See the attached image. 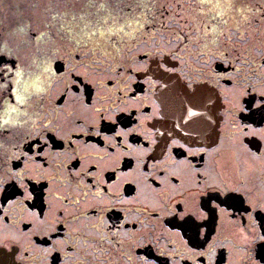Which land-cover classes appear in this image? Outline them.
Returning a JSON list of instances; mask_svg holds the SVG:
<instances>
[{"label": "flooded vegetation", "instance_id": "af4514ba", "mask_svg": "<svg viewBox=\"0 0 264 264\" xmlns=\"http://www.w3.org/2000/svg\"><path fill=\"white\" fill-rule=\"evenodd\" d=\"M242 2L252 9L247 15L253 22L235 29L230 14L229 46L241 52L251 45L264 48V0ZM167 3L157 0V6ZM0 16V64L17 57V63H39L52 56L51 67L61 75L71 67L70 58L83 64L79 75L49 86L43 108L37 109L33 98V107L20 105L6 117L27 124L0 133V249L17 264H264L259 239L264 236V159L259 158L264 157V112L251 115L264 89L247 75H258L259 56L257 65L240 72L251 87L236 105L235 61L225 60L219 55L223 49L202 37L194 45H172L182 60L168 55L166 63L160 49L143 45L129 46L123 54L127 62L119 53L103 55L93 43L82 42L77 51L57 43L60 50L53 51L47 35L23 54L21 27L10 29L14 37L5 44L14 17L7 8H0ZM215 27L211 21L200 24L201 32ZM242 32L249 43H234ZM172 67L178 70L165 71ZM0 84L10 85L0 89L4 117L5 101L16 105L11 88L17 85L5 77ZM195 89L202 97L193 107L186 93ZM170 98L178 115L167 111ZM238 106L248 110L237 111ZM101 107L108 111L98 114ZM77 173L78 189L69 183ZM55 187L72 191L71 200L77 201L54 202L63 215L50 212L49 189ZM94 226L109 243L88 248H95L92 257L69 252L86 248L85 236L89 242L98 239ZM116 242L120 247H112Z\"/></svg>", "mask_w": 264, "mask_h": 264}, {"label": "snow or ice", "instance_id": "6c2138e0", "mask_svg": "<svg viewBox=\"0 0 264 264\" xmlns=\"http://www.w3.org/2000/svg\"><path fill=\"white\" fill-rule=\"evenodd\" d=\"M53 2L56 5H62L65 10L60 12L56 8L54 9L55 14H50V8L45 7L42 10L43 15L37 14L35 27L30 30L31 34L28 35V44H31L33 40L41 42L46 35L48 42L53 45V51L60 50L54 47L57 43L61 45V48L65 45L71 46L73 51H77L82 42L85 45L93 43L96 50L103 55L110 52L122 54L121 58L125 62H127V57L123 54H126L130 45L152 46L160 49V54L165 57L164 62L166 63L168 55H171L174 60H182L181 57L174 54L172 45L182 43L194 45L195 40L202 37L207 44L214 45L217 50L223 49V51H219V55L224 56L225 60L230 58L235 61L233 69L238 77V83L234 85L232 90L235 97L233 103L240 105V98L247 95V89L251 87L247 81L240 78V72L244 68H252L257 65L256 56L260 58L257 65L260 71L258 75L249 72L247 74L248 80L256 79L264 89V48L256 49L254 45H251L250 50L245 49L241 52L229 46L231 37L227 33L233 30V28L228 27L231 22L229 15L238 17L236 24L233 26L235 29H240L243 25H250L253 22L247 15V13L252 12V9L248 8L242 0H175V2H169L166 5L160 4L159 6H157V0H49V5L51 6ZM36 6V3L32 4L33 9ZM69 11L71 12L70 18ZM261 13V19L264 20V10H261ZM208 21H211L216 27L201 32L200 24H206ZM185 29L188 31L185 32ZM20 31L23 32L24 29L21 28ZM241 37V40L234 41V43H249L243 32ZM145 41H147L146 44ZM163 48H167L168 52L164 53ZM37 51L39 52L41 49L37 48ZM176 51H179V48H176ZM241 55L246 57L243 62H241ZM53 58L48 56L39 63L37 59H31L27 63H17L20 60V57H17L16 60L0 64V77H5L11 84L17 85V87L11 88V94L15 97L16 105L13 106L7 100L5 101L4 117H0V133L10 126H16L18 123L27 124V121L7 119L8 113H18L20 105L33 107V98L38 101L35 107L37 109L43 108L44 102L48 100L49 86L54 81L59 82L74 73L79 75L77 70L83 67V64L79 61L72 63L70 58L71 67L61 75L51 67ZM0 60H2V56H0ZM160 67H163V64ZM96 68H100L99 63H97ZM177 70L175 67L165 69L167 72H176ZM13 72L15 73L14 78L9 75ZM21 76L25 77L24 81H21ZM72 83L75 84L76 81L72 80ZM110 83L111 81H109ZM8 87L10 85L0 84V89L6 90ZM64 91H68V85H65ZM186 94L189 96V103L193 107L197 106L202 97L201 90L195 89ZM259 95L264 98V90ZM59 99L63 100L64 97L61 96ZM252 107L256 109L255 112L251 113L253 117L264 112V99ZM246 110L248 109L243 106L237 107V111L244 112ZM95 111L99 114L108 110L101 107L95 109ZM23 114L27 115V113ZM188 114L190 116L194 115L191 110L188 111ZM261 133L264 134V130H261ZM119 135L117 133V136ZM256 158L253 157V159ZM259 158L264 159V157ZM40 176L42 179L44 178L43 173H40ZM79 182L80 173H77L69 183L70 185L75 183L78 189ZM72 195V191L64 193L59 187H55L54 190L49 189L50 200L48 203L51 206V214L54 215L56 212H60L63 215V212L55 207L54 202L75 205L77 201L71 200ZM25 198L31 199L32 196L29 194ZM36 199H40L39 193H37ZM13 203L15 202L13 201ZM188 216L189 219H192L191 213ZM40 224L44 227L49 226L47 220L43 218H41ZM195 227H198V225ZM93 233L98 239L89 242L88 237L85 236L82 243L86 244L87 247H73L69 249V252L74 251L76 255L81 257H92L95 248H93V251H88V248H92L93 245L100 247L102 243H109L101 229L94 226ZM111 235L115 236L117 234L112 233ZM251 239L255 241L256 236L251 235ZM259 239L264 240V236H260ZM112 247H120L119 242L113 243ZM100 250L103 251V248H100ZM85 264H90V261H85Z\"/></svg>", "mask_w": 264, "mask_h": 264}, {"label": "rangeland", "instance_id": "374dc122", "mask_svg": "<svg viewBox=\"0 0 264 264\" xmlns=\"http://www.w3.org/2000/svg\"><path fill=\"white\" fill-rule=\"evenodd\" d=\"M28 1V0H27ZM37 0H31L30 3L26 4L25 0H0V8L4 9L7 8L8 9V13L10 15H12L11 17H14V25H8L7 26V32H6V37L5 38V44H7L9 42V40L13 37L10 36L9 31L11 28H14L15 26H20L21 28L24 29L22 33V36L20 39L22 41V46H23V54L24 53H30V47L31 44L27 43L28 40V35L31 34V29H33L35 27V17L37 14H41L43 15L42 10L45 7H49L50 8V14H55L54 9L58 8L60 12H63L65 9L63 8L62 5H56L55 2H53V4L50 6L49 5V0H40V2L38 4H36V8L33 9L32 4L35 3ZM168 2H175V0H166ZM30 13V15H28V13ZM9 17V19L11 18ZM71 17V12L69 11V18ZM234 20H237L238 17H233ZM0 20H2V16H0ZM19 29V27H18ZM27 33V35H26ZM18 35H20V33H18ZM3 37V36H2ZM63 53V52H62ZM61 54V53H60Z\"/></svg>", "mask_w": 264, "mask_h": 264}, {"label": "water", "instance_id": "95a60500", "mask_svg": "<svg viewBox=\"0 0 264 264\" xmlns=\"http://www.w3.org/2000/svg\"><path fill=\"white\" fill-rule=\"evenodd\" d=\"M160 96H161V91L158 92V98L159 99H160ZM170 100L171 101L169 102V104L166 103L167 111L169 113L178 115V109L174 103L173 98H170ZM0 264H17V263L13 259L12 255L9 252H7L3 249H0Z\"/></svg>", "mask_w": 264, "mask_h": 264}, {"label": "bare ground", "instance_id": "6f19581e", "mask_svg": "<svg viewBox=\"0 0 264 264\" xmlns=\"http://www.w3.org/2000/svg\"><path fill=\"white\" fill-rule=\"evenodd\" d=\"M174 100V103H176V100L175 99H173Z\"/></svg>", "mask_w": 264, "mask_h": 264}]
</instances>
